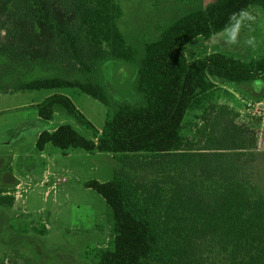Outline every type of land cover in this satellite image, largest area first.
Here are the masks:
<instances>
[{
  "label": "trees",
  "instance_id": "1",
  "mask_svg": "<svg viewBox=\"0 0 264 264\" xmlns=\"http://www.w3.org/2000/svg\"><path fill=\"white\" fill-rule=\"evenodd\" d=\"M255 1L216 0L195 7L197 0H179L183 13L141 59L136 87L145 103L109 108L102 130L64 94L30 105L46 120L55 118L60 106L90 131L86 136L71 123L44 130L36 140L38 151L51 143L64 155L111 153L121 165L110 181L86 183L104 197L114 220L110 247L92 251L96 264H214L204 253L210 245L226 252L231 264H264V194L253 192L238 179L239 167L229 165L245 152L180 146L206 71L240 83L264 79V57L252 64L221 55L187 63L185 39L222 30L231 13ZM123 15L116 0H0V55L51 62L76 73L71 80L57 75L20 80L15 89L78 88L110 107L97 76L100 63L134 62L140 54L119 29ZM151 173L157 177L148 180ZM190 175L216 181L205 188ZM10 193L0 188V206L14 204Z\"/></svg>",
  "mask_w": 264,
  "mask_h": 264
},
{
  "label": "rangeland",
  "instance_id": "2",
  "mask_svg": "<svg viewBox=\"0 0 264 264\" xmlns=\"http://www.w3.org/2000/svg\"><path fill=\"white\" fill-rule=\"evenodd\" d=\"M116 1L124 11L119 29L130 45L138 47L140 54L134 62L108 59L100 63L97 76L109 91L110 107L83 92L72 98L100 130L109 108L115 110L123 103H144L136 80L146 47L160 41L175 23L173 20L183 13L179 14L182 10L179 0ZM213 1L216 0H197L194 6L204 7ZM34 63L0 55V83L7 90L0 97V105L7 109L0 112V188L16 196L12 206H0V262L96 264L92 251L110 247L114 220L104 197L86 183L110 181L121 165L111 153L76 150L64 155L51 143L43 151L36 149L38 134L53 130L51 127L71 123L86 136L90 131L69 117L66 122L62 115L53 121H38L35 107L19 108L51 93L49 90L15 93L17 82L42 75V71L30 69ZM221 84L204 89L197 97L215 105L206 108L205 117L186 120L180 146L195 151L214 147L230 150L232 155L240 150L245 152L229 165L239 167L238 179L245 181L253 192L264 194V79L244 83L247 87ZM235 102L241 106L233 108ZM239 109L245 111L244 117L237 116L233 121L231 115L226 116L228 110L240 112ZM28 125L35 127L27 131ZM149 175H146L148 180L157 177V174ZM190 177L205 188L212 187L216 181ZM204 253L214 264H231L219 246H207Z\"/></svg>",
  "mask_w": 264,
  "mask_h": 264
},
{
  "label": "crops",
  "instance_id": "3",
  "mask_svg": "<svg viewBox=\"0 0 264 264\" xmlns=\"http://www.w3.org/2000/svg\"><path fill=\"white\" fill-rule=\"evenodd\" d=\"M247 9L249 11H251L256 16V21L254 23H252L250 26H247V27H244L241 29L239 42L237 44H235V45L226 44L225 38H224V33L222 30L212 32V33H206V34H200V35H194V36L187 37L185 39V44H184L185 45L186 62L191 64V63H194L200 59L211 58L214 55H221V56L229 57V58H232L234 60L239 61L242 64H252V63H256V62L262 60L264 57V0H256ZM249 36H255V38H256L257 48L255 50L250 48L245 43V41L247 40V38ZM29 67H31L30 68L31 70H33V68H35V70H37L39 72L40 71L43 72L42 75L37 76L36 78L50 77V76H56V75L62 76L64 78L70 79V80L76 78V75L73 72L69 71L68 69H66V68H64L58 64L51 63V62H42V61L39 62L38 61ZM59 67L63 70H61ZM138 70H139V68H138ZM138 70H137V73H138ZM21 81H28V79L27 80H21ZM221 83L233 84L232 87L236 86V85H245L247 87V84H244L247 82L240 83V82H237L235 80L220 79V78L216 77L214 74L206 71L205 74L203 75V84H204L203 87L204 88L202 90H200L199 93L194 97V99H193V106L194 107L190 111V113L188 114L187 121L193 120V118H198L200 116H202V117L206 116V114H207L206 108H208L210 106H214L215 104L212 102H206V100L202 101V99L197 98V97L202 95L200 93L201 92L203 93L204 89H205L204 91H206L208 88H211L212 86H214V87H218V85L221 86L222 85ZM105 86H106V84H105ZM70 89H75V90L70 91ZM6 91L7 90H5V85L1 82L0 83V97H3V92L7 93ZM35 91H38V90H35ZM39 91H42V90H39ZM50 91H51V93L49 95H51L53 93H61V94L68 96L72 101H73V99H72L73 97H76L79 94V92H82L78 88H62V89L50 90ZM107 91H108V89H107ZM15 93L31 94L33 92L32 91H21V90L15 89ZM84 94H86V93H84ZM45 98H43V99H45ZM43 99H41L37 102H33V103H35V104L39 103ZM144 103H145V99H144ZM144 103H142V104H144ZM223 103H225L226 105H230V103H228V102L223 101ZM31 104L32 103H30L26 106L19 107V108L30 109ZM142 104H139V105H142ZM133 106H138V104L133 105ZM240 106H241V104L237 103V102H235L233 104V108H235V109L239 108ZM19 108H17V109H19ZM5 110H7L6 107L0 105V112H6ZM239 110H240V112H237L235 110H228L226 116L231 115L232 120L236 121L237 116L244 117L243 115L246 114L244 110H242V109H239ZM58 115L63 116L62 120L64 122L67 121L68 115L60 106L56 107L55 117ZM36 119L38 121L46 120L39 115L38 111L36 112ZM54 119L55 118H53L52 120H47V121H53ZM28 121H30V120H28ZM34 127H35V125H33V126L28 125L25 128V130L28 131ZM51 128H54V129L50 130V131H54L58 128V126L51 127ZM10 132H11V130H10ZM199 151H228V152H230V150L215 149L214 147H211V148L206 149V150H199Z\"/></svg>",
  "mask_w": 264,
  "mask_h": 264
},
{
  "label": "clouds",
  "instance_id": "4",
  "mask_svg": "<svg viewBox=\"0 0 264 264\" xmlns=\"http://www.w3.org/2000/svg\"><path fill=\"white\" fill-rule=\"evenodd\" d=\"M256 21V16L247 8H242L229 15L228 21L222 29L225 43L235 45L239 42L241 29L250 26ZM245 43L255 50L257 48L255 36H249Z\"/></svg>",
  "mask_w": 264,
  "mask_h": 264
},
{
  "label": "built area",
  "instance_id": "5",
  "mask_svg": "<svg viewBox=\"0 0 264 264\" xmlns=\"http://www.w3.org/2000/svg\"><path fill=\"white\" fill-rule=\"evenodd\" d=\"M261 103V102H260Z\"/></svg>",
  "mask_w": 264,
  "mask_h": 264
}]
</instances>
